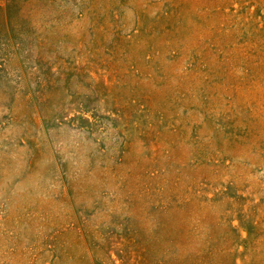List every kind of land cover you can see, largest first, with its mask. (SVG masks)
Segmentation results:
<instances>
[{"label": "rangeland", "instance_id": "374dc122", "mask_svg": "<svg viewBox=\"0 0 264 264\" xmlns=\"http://www.w3.org/2000/svg\"><path fill=\"white\" fill-rule=\"evenodd\" d=\"M0 264H264V0H0Z\"/></svg>", "mask_w": 264, "mask_h": 264}]
</instances>
